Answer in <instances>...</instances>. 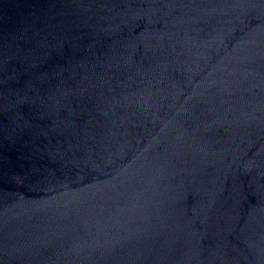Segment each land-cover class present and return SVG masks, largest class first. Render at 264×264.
Listing matches in <instances>:
<instances>
[{
	"label": "water",
	"instance_id": "95a60500",
	"mask_svg": "<svg viewBox=\"0 0 264 264\" xmlns=\"http://www.w3.org/2000/svg\"><path fill=\"white\" fill-rule=\"evenodd\" d=\"M0 264H264V0H0Z\"/></svg>",
	"mask_w": 264,
	"mask_h": 264
}]
</instances>
